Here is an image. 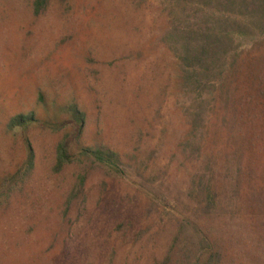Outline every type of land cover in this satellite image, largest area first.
<instances>
[{"label": "rangeland", "instance_id": "1", "mask_svg": "<svg viewBox=\"0 0 264 264\" xmlns=\"http://www.w3.org/2000/svg\"><path fill=\"white\" fill-rule=\"evenodd\" d=\"M34 3L0 0V184L26 172L27 143L35 155L0 200V264H163L180 214L205 204L197 192L207 183L220 208L199 215L217 233L223 264H264V207L253 215L249 191L260 183L264 200V148L263 169L246 179L250 156L233 124L191 125L195 105L174 94L176 59L163 41L175 4L49 0L36 15ZM73 103L89 115L84 144L103 130L135 156L126 178L78 157L55 171L57 147L74 132L61 109ZM21 114L38 124L11 131Z\"/></svg>", "mask_w": 264, "mask_h": 264}, {"label": "trees", "instance_id": "2", "mask_svg": "<svg viewBox=\"0 0 264 264\" xmlns=\"http://www.w3.org/2000/svg\"><path fill=\"white\" fill-rule=\"evenodd\" d=\"M169 2L177 8L173 11V20L166 27L163 41L170 46L176 59L178 72L174 74V94L183 103L193 101V128H197L201 122L207 127L212 126L213 122L226 121V125L222 122L218 125L223 126V130H229L230 124H233L239 135L241 149L245 148L244 152L248 150L250 156L247 168L241 173L245 174L246 179H252L253 173L258 175L257 171L263 169L259 155L264 148V0ZM48 4L49 0H35V14L43 13ZM233 9L239 10L240 15H235ZM259 48L263 49L262 55ZM190 89L194 93L197 91V94L190 92ZM199 89L203 93H199ZM39 99L41 104L49 107L43 96ZM61 112L68 118L60 123L71 125L74 132L57 147L55 171L61 172L67 163L78 157L113 176L126 178L125 170L128 171V167L136 160L135 156L122 152L108 141L103 130L96 129L94 145L84 144L83 136L89 126L88 113L75 103L65 106ZM36 124V115L21 114L11 119L8 128L11 131H28ZM204 136L203 142L211 137L208 131ZM203 142H200V147H203ZM26 146V172L19 171L15 176L1 180L0 200L2 196L10 198L14 188L34 169V152L29 143ZM237 181L241 183L242 179L238 178ZM249 185V191H253L252 200L258 199L257 207H252L253 215H257L264 207V200L258 194L262 190L261 185L258 182ZM212 187L213 183H207L197 192L205 204L196 206V214H180L178 232L163 264L224 263L227 256L217 233L204 224L206 217L199 215L205 212L209 216L210 212L216 213L220 208L219 196L212 192Z\"/></svg>", "mask_w": 264, "mask_h": 264}]
</instances>
